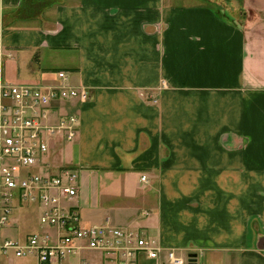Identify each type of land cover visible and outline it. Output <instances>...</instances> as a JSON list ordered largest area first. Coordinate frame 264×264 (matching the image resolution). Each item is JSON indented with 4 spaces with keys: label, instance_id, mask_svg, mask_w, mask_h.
<instances>
[{
    "label": "crops",
    "instance_id": "crops-1",
    "mask_svg": "<svg viewBox=\"0 0 264 264\" xmlns=\"http://www.w3.org/2000/svg\"><path fill=\"white\" fill-rule=\"evenodd\" d=\"M226 1L0 0V67L11 84L66 71L88 91L60 107L79 114L78 139L40 169L79 170L85 226L135 229L193 264H264V0Z\"/></svg>",
    "mask_w": 264,
    "mask_h": 264
},
{
    "label": "built area",
    "instance_id": "built-area-1",
    "mask_svg": "<svg viewBox=\"0 0 264 264\" xmlns=\"http://www.w3.org/2000/svg\"><path fill=\"white\" fill-rule=\"evenodd\" d=\"M58 77L61 83L56 86L11 84L0 67V264H17L31 256L35 264H55L85 251L100 252L106 264H138L141 254L157 260L166 255L168 264H193L191 257L135 229L85 226L79 209L71 205L79 192V170H40L53 144L79 137V114L62 113V104L89 99L86 89L66 84V71H59ZM19 203L41 207L40 222L50 230L32 233L24 241L7 235Z\"/></svg>",
    "mask_w": 264,
    "mask_h": 264
},
{
    "label": "rangeland",
    "instance_id": "rangeland-1",
    "mask_svg": "<svg viewBox=\"0 0 264 264\" xmlns=\"http://www.w3.org/2000/svg\"><path fill=\"white\" fill-rule=\"evenodd\" d=\"M224 1L225 0H221V4L222 5L225 4ZM226 2L228 3V2H230V0H227ZM215 5H218V4L215 3ZM229 18H232V19L234 18V19L240 21L244 17H243V15H241V13L234 12L232 15H230ZM27 209H30L29 211H31V212H29L28 214H25L24 212ZM25 210L21 209V208H15V210H14V214H13L14 217L20 218V220L22 222L21 223L22 225H20V229L19 230L16 228V229H14L12 231L11 236L13 238H18L19 236L21 237L24 234L25 230H29L31 232H36V231L44 232L46 230V227L43 226L42 224H40L39 221H38V216H39V214L41 212V209L39 208L38 205H36V204H25ZM13 226H14V224H13ZM72 258L75 259V260H73V263L74 264H78V260H77L78 256L74 255V256H72ZM94 259H95L94 260L95 263L96 262L98 263V262H100L99 260H101L99 256H97Z\"/></svg>",
    "mask_w": 264,
    "mask_h": 264
},
{
    "label": "water",
    "instance_id": "water-1",
    "mask_svg": "<svg viewBox=\"0 0 264 264\" xmlns=\"http://www.w3.org/2000/svg\"><path fill=\"white\" fill-rule=\"evenodd\" d=\"M191 257L195 258V257H196V255H195V254H193V255H191Z\"/></svg>",
    "mask_w": 264,
    "mask_h": 264
}]
</instances>
